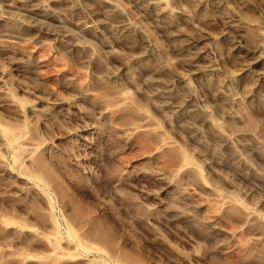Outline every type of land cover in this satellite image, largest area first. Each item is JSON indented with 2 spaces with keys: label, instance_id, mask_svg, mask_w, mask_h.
I'll use <instances>...</instances> for the list:
<instances>
[{
  "label": "rangeland",
  "instance_id": "374dc122",
  "mask_svg": "<svg viewBox=\"0 0 264 264\" xmlns=\"http://www.w3.org/2000/svg\"><path fill=\"white\" fill-rule=\"evenodd\" d=\"M0 264H264V0H0Z\"/></svg>",
  "mask_w": 264,
  "mask_h": 264
}]
</instances>
